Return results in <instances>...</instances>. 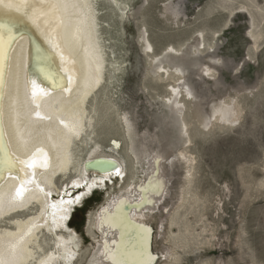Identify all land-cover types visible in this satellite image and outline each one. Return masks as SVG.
Returning <instances> with one entry per match:
<instances>
[{
	"label": "rangeland",
	"instance_id": "1",
	"mask_svg": "<svg viewBox=\"0 0 264 264\" xmlns=\"http://www.w3.org/2000/svg\"><path fill=\"white\" fill-rule=\"evenodd\" d=\"M122 1L128 5L123 18L112 2L96 0L114 65L88 107L92 138L105 149L116 145L126 177L113 175L91 192L85 184L72 189L74 196L83 193L70 220L83 239L77 264H89L97 251L102 235L93 223L101 210L139 202L138 188L147 184L158 188L153 208L142 219L129 218L150 233L154 264H264V0ZM145 30L157 54L172 46L182 51L183 79L196 93L182 118L169 103L168 89L177 81L155 77ZM190 56L199 64H189ZM224 104L235 107L233 124L215 120ZM124 116L134 126L132 138ZM66 182L57 179L59 186Z\"/></svg>",
	"mask_w": 264,
	"mask_h": 264
},
{
	"label": "bare ground",
	"instance_id": "2",
	"mask_svg": "<svg viewBox=\"0 0 264 264\" xmlns=\"http://www.w3.org/2000/svg\"><path fill=\"white\" fill-rule=\"evenodd\" d=\"M109 1L123 18L127 3ZM98 11L96 0H0V264H77L83 239L70 220L83 193L74 196L72 189L85 184L91 192L105 188L113 175L126 177L115 143L105 149L89 132L93 116L88 103L103 86L108 65H114L107 59ZM141 38L155 77L177 81L168 89L169 103L182 118L196 93L183 79L181 49L172 46L161 56L147 30ZM195 48L201 50L198 39ZM199 61L189 58V64ZM216 113L215 120H236L232 104L216 107ZM120 120L132 138L131 120ZM182 123L187 134L184 117ZM77 141L87 148L80 150ZM130 148L138 158L136 147ZM58 178L69 182L59 186ZM138 189L139 202L122 200L99 213L93 226L102 239L89 264H154L150 233L131 222L129 213L142 219L153 208L158 188L147 184ZM110 234L114 238L109 240Z\"/></svg>",
	"mask_w": 264,
	"mask_h": 264
}]
</instances>
